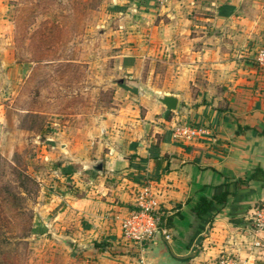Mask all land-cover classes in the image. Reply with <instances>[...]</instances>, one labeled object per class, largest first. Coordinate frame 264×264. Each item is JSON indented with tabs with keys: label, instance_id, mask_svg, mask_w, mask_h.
Here are the masks:
<instances>
[{
	"label": "crops",
	"instance_id": "obj_1",
	"mask_svg": "<svg viewBox=\"0 0 264 264\" xmlns=\"http://www.w3.org/2000/svg\"><path fill=\"white\" fill-rule=\"evenodd\" d=\"M108 13L128 34L116 42L120 67L132 72L116 90L121 112L114 130L85 138L83 150L59 143L74 160L53 170L57 189L37 207L33 235L48 243L34 263L218 264L228 256L264 264L246 229L264 202V176L248 179L264 170V70L253 63L264 47V0H112ZM161 94L177 97L175 110ZM186 122L207 134L182 139L176 130ZM146 183L156 189L159 224L170 217L171 225L139 244L122 220ZM227 189L210 215L194 211L201 196Z\"/></svg>",
	"mask_w": 264,
	"mask_h": 264
},
{
	"label": "rangeland",
	"instance_id": "obj_2",
	"mask_svg": "<svg viewBox=\"0 0 264 264\" xmlns=\"http://www.w3.org/2000/svg\"><path fill=\"white\" fill-rule=\"evenodd\" d=\"M111 4L0 0V264H21L26 256L35 264L48 243L31 233L25 249L21 237L17 245L4 238L38 222L37 207L57 189L53 170L74 160L59 143L72 140L81 151L85 138L99 140L115 128L123 102L116 90L132 72L120 67L116 42L128 34L115 31L120 19L109 15Z\"/></svg>",
	"mask_w": 264,
	"mask_h": 264
},
{
	"label": "built area",
	"instance_id": "obj_3",
	"mask_svg": "<svg viewBox=\"0 0 264 264\" xmlns=\"http://www.w3.org/2000/svg\"><path fill=\"white\" fill-rule=\"evenodd\" d=\"M254 64L264 70V47L256 52ZM177 136L186 141L201 138L206 132L202 125L183 123L176 130ZM155 187L146 183L135 190L134 208L122 220V229L125 237L134 242L142 244L153 237L159 230V213L161 205L155 193ZM246 229L250 236L251 244L258 249H264V202L257 203L247 219ZM166 230V229H165ZM168 237L169 235L166 234ZM218 264H248L236 260L233 257H221Z\"/></svg>",
	"mask_w": 264,
	"mask_h": 264
},
{
	"label": "trees",
	"instance_id": "obj_4",
	"mask_svg": "<svg viewBox=\"0 0 264 264\" xmlns=\"http://www.w3.org/2000/svg\"><path fill=\"white\" fill-rule=\"evenodd\" d=\"M58 166H60V165H57L56 167H58ZM259 175L264 176V170H262L260 168L256 169L255 172L252 173L249 176L248 179H252V178H256V177L258 178ZM228 194H229V191L227 189V190H223V191H221V192H219L217 194H214L211 197L201 196L199 201L197 202V204L194 206V211L199 216L210 215L211 210L213 209V207L216 204H221V203H225L226 202ZM165 220L166 221L164 223L159 224V226L161 225L162 228L168 227V226L171 225V218L170 217H167ZM37 224H39V222L31 223V224H30V222L26 223L25 231H24V233H22L21 236H18L16 234H11V235H8L7 237H5L4 241L6 243H8V244L12 243L14 245H17L20 241L16 240V238L21 237L22 239H24V242H23L25 244L24 247H25V249H27L28 248V244H29L28 237H29V235L31 233H35L36 232V229H37L36 225ZM13 227L14 226L11 225V227H10L11 229L10 230H13ZM13 239H15V241H12ZM13 249H15L14 246H13ZM21 264H28L27 256L24 257L23 262Z\"/></svg>",
	"mask_w": 264,
	"mask_h": 264
},
{
	"label": "water",
	"instance_id": "obj_5",
	"mask_svg": "<svg viewBox=\"0 0 264 264\" xmlns=\"http://www.w3.org/2000/svg\"><path fill=\"white\" fill-rule=\"evenodd\" d=\"M158 100L161 103H163V105H165V107L169 111H173L177 107V97L175 95L161 94V95H159ZM92 167L96 170H101L102 164L100 162H98V163H95ZM159 237H161V231L158 230L156 238H159Z\"/></svg>",
	"mask_w": 264,
	"mask_h": 264
}]
</instances>
